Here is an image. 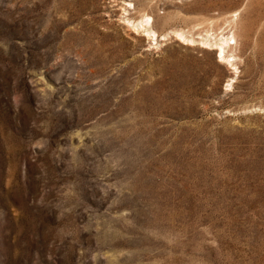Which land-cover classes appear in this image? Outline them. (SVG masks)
Segmentation results:
<instances>
[{
  "label": "rangeland",
  "instance_id": "obj_1",
  "mask_svg": "<svg viewBox=\"0 0 264 264\" xmlns=\"http://www.w3.org/2000/svg\"><path fill=\"white\" fill-rule=\"evenodd\" d=\"M0 264H264V0H0Z\"/></svg>",
  "mask_w": 264,
  "mask_h": 264
},
{
  "label": "bare ground",
  "instance_id": "obj_2",
  "mask_svg": "<svg viewBox=\"0 0 264 264\" xmlns=\"http://www.w3.org/2000/svg\"><path fill=\"white\" fill-rule=\"evenodd\" d=\"M128 4V3H127ZM129 21V20H128ZM134 22V21H133ZM150 17H146V19H143L140 21V24L142 27H145V31L148 32V34L152 37L156 36V31L150 27H146V25H150ZM131 23V22H130ZM138 24V26L140 25ZM136 26V25H135ZM234 29V28H233ZM230 31V30H229ZM234 31V30H233ZM179 35L183 36L184 33L183 32H178ZM208 34V33H207ZM214 34V33H213ZM214 36V35H213ZM208 43H210L212 41V37H206L205 39ZM214 45L215 46V49L218 50V54H219V57L221 59H226L228 60V62L231 64V65H235L234 61L236 60L235 59V56L233 54H228V49L232 47V44L236 43V35H235V32H228L227 34L226 33H222L221 37H216L214 38ZM207 44V43H206Z\"/></svg>",
  "mask_w": 264,
  "mask_h": 264
}]
</instances>
